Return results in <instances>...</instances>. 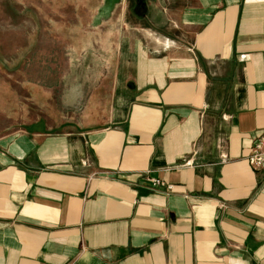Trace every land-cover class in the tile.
<instances>
[{
  "label": "crops",
  "instance_id": "obj_1",
  "mask_svg": "<svg viewBox=\"0 0 264 264\" xmlns=\"http://www.w3.org/2000/svg\"><path fill=\"white\" fill-rule=\"evenodd\" d=\"M155 27L104 75L102 120L0 136V264H264V167L247 160L264 0H184Z\"/></svg>",
  "mask_w": 264,
  "mask_h": 264
},
{
  "label": "rangeland",
  "instance_id": "obj_2",
  "mask_svg": "<svg viewBox=\"0 0 264 264\" xmlns=\"http://www.w3.org/2000/svg\"><path fill=\"white\" fill-rule=\"evenodd\" d=\"M183 8L184 0H0V136L40 121L53 131L102 120L104 75L120 52L151 51L156 23L181 24Z\"/></svg>",
  "mask_w": 264,
  "mask_h": 264
},
{
  "label": "built area",
  "instance_id": "obj_3",
  "mask_svg": "<svg viewBox=\"0 0 264 264\" xmlns=\"http://www.w3.org/2000/svg\"><path fill=\"white\" fill-rule=\"evenodd\" d=\"M247 160L255 170L264 167V137H261L253 144ZM165 184V181L162 179L151 178V186L154 188L164 186Z\"/></svg>",
  "mask_w": 264,
  "mask_h": 264
},
{
  "label": "water",
  "instance_id": "obj_4",
  "mask_svg": "<svg viewBox=\"0 0 264 264\" xmlns=\"http://www.w3.org/2000/svg\"><path fill=\"white\" fill-rule=\"evenodd\" d=\"M138 1H143V0H138Z\"/></svg>",
  "mask_w": 264,
  "mask_h": 264
}]
</instances>
